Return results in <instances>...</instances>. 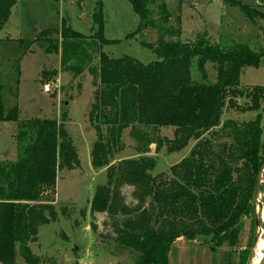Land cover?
Returning <instances> with one entry per match:
<instances>
[{
    "label": "trees",
    "instance_id": "16d2710c",
    "mask_svg": "<svg viewBox=\"0 0 264 264\" xmlns=\"http://www.w3.org/2000/svg\"><path fill=\"white\" fill-rule=\"evenodd\" d=\"M126 1L141 27L159 25L162 37L180 36V29L169 25L172 15L166 0ZM227 2L239 7L251 24L256 18L264 19L252 7ZM15 3L0 0V31ZM91 20L89 36L72 30L61 19L58 28L41 31L36 40L45 54L59 53L61 72L73 77L86 72L96 88L88 113L96 137L90 158L94 170L105 169L106 182L95 190L89 203L91 213L106 214L114 221V240L133 254L132 264H168L170 248L179 238L206 245L211 264H232L227 254L223 259L215 254L223 246L237 247L243 220L255 219L264 144L261 113L242 123L222 121V115L226 109L264 111L262 87L239 88L242 71L257 69L264 50L256 52L233 41L222 46L212 43L206 33L189 43L161 37L156 45L140 44L157 58L143 65L130 57L114 59L102 52L104 46L118 43L104 37L102 0H93ZM207 65L215 71L214 82L208 80ZM15 69L18 72V63ZM191 69L198 81L193 80ZM240 98L249 104L239 107ZM0 123H15L16 140L24 144L15 162L0 161V264H17V258L23 264H45L29 246L37 243L41 226L57 221L53 205L43 199L55 194L58 173L77 169L80 160L64 116L60 121L19 122L17 106L5 112L1 86ZM161 129H172L173 139L159 136ZM126 130L139 157L113 163L124 148L121 139ZM190 141L196 143L187 157L167 172L152 175L155 161L147 157L151 146L155 153L165 147L171 154L185 149ZM124 186L134 190V209L124 204L120 193ZM118 216L122 219H115ZM90 229L96 231V226ZM251 248L239 254L236 264H250Z\"/></svg>",
    "mask_w": 264,
    "mask_h": 264
},
{
    "label": "rangeland",
    "instance_id": "374dc122",
    "mask_svg": "<svg viewBox=\"0 0 264 264\" xmlns=\"http://www.w3.org/2000/svg\"><path fill=\"white\" fill-rule=\"evenodd\" d=\"M10 17L0 31V86L5 112L18 108V120L56 119L65 117V128L75 147L80 166L72 171L58 173L55 194L43 200L53 205L57 221L41 226L38 241L31 244L32 253L45 264H132L133 254L122 249L114 240V221L106 214H92L89 203L95 190L106 182L104 170H94L90 153L96 137L88 122V113L93 103L94 92L92 78L85 72L73 77L61 72L59 53L45 54L36 42L39 33L60 26L65 19L72 30L84 36L91 34V11L93 0H15ZM252 7L264 14V0H234ZM104 16V37L117 44L104 46L102 52L111 58L130 57L143 65L157 61L154 53L140 44L156 45L162 37L159 25L155 28L141 27L138 16L126 0H102ZM167 9L172 17L169 25L180 29V36L164 41L189 43L199 34L206 33L212 43L227 45L225 41L247 45L256 52L264 50V19L256 18L249 23L237 6L227 0H166ZM138 31L137 34H135ZM35 41V42H34ZM31 43L27 51L22 47ZM97 62V60H95ZM18 63V72L15 66ZM209 82H214L215 71L206 66ZM52 73H56L53 75ZM194 81L198 74L191 69ZM44 76L45 79L41 80ZM49 86L50 92L44 93L43 87ZM264 89V59L260 66L245 68L239 80L240 89L253 87ZM239 107L249 104L246 98L237 100ZM264 106V98L261 107ZM261 113L262 142L264 144V111L241 113L226 109L222 121L233 120L238 123L253 120ZM159 136L173 139L172 129H161ZM17 125L0 123V161H16L19 144L16 140ZM121 142L123 150L114 157V162L138 158L135 143L129 138L128 130ZM190 141L180 152L168 154L165 147L155 153L150 147L147 157L155 161L152 175L165 173L168 169L188 156L195 145ZM133 188L124 186L120 193L126 207L134 209L136 201ZM255 219L243 220L238 245L233 249H217L218 259L228 255L232 264H236L239 254L252 245L253 264L257 259V246L264 243V167L259 174V190L254 200ZM121 220L122 217L115 218ZM96 226V231L90 229ZM209 241V239H206ZM264 254V250H263ZM256 257V258H255ZM17 264L23 262L17 258Z\"/></svg>",
    "mask_w": 264,
    "mask_h": 264
},
{
    "label": "crops",
    "instance_id": "0c3cea01",
    "mask_svg": "<svg viewBox=\"0 0 264 264\" xmlns=\"http://www.w3.org/2000/svg\"><path fill=\"white\" fill-rule=\"evenodd\" d=\"M212 255L206 245L197 240L179 238L170 248L168 264H211Z\"/></svg>",
    "mask_w": 264,
    "mask_h": 264
},
{
    "label": "bare ground",
    "instance_id": "6f19581e",
    "mask_svg": "<svg viewBox=\"0 0 264 264\" xmlns=\"http://www.w3.org/2000/svg\"><path fill=\"white\" fill-rule=\"evenodd\" d=\"M262 214H263V217H264V208H263ZM263 250H264V243L261 242L257 246V259L255 260V262L253 264H261V261L264 259Z\"/></svg>",
    "mask_w": 264,
    "mask_h": 264
},
{
    "label": "built area",
    "instance_id": "2783aa9c",
    "mask_svg": "<svg viewBox=\"0 0 264 264\" xmlns=\"http://www.w3.org/2000/svg\"><path fill=\"white\" fill-rule=\"evenodd\" d=\"M43 92H44V93H49V92H50V88H49V86H45V87H43Z\"/></svg>",
    "mask_w": 264,
    "mask_h": 264
},
{
    "label": "water",
    "instance_id": "95a60500",
    "mask_svg": "<svg viewBox=\"0 0 264 264\" xmlns=\"http://www.w3.org/2000/svg\"><path fill=\"white\" fill-rule=\"evenodd\" d=\"M261 264H264V259L261 261Z\"/></svg>",
    "mask_w": 264,
    "mask_h": 264
}]
</instances>
